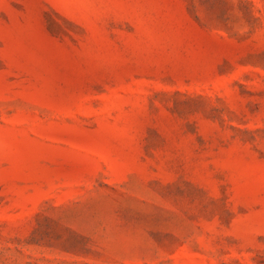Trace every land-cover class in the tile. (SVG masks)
<instances>
[{
	"label": "rangeland",
	"instance_id": "obj_1",
	"mask_svg": "<svg viewBox=\"0 0 264 264\" xmlns=\"http://www.w3.org/2000/svg\"><path fill=\"white\" fill-rule=\"evenodd\" d=\"M0 264H264V0H0Z\"/></svg>",
	"mask_w": 264,
	"mask_h": 264
}]
</instances>
